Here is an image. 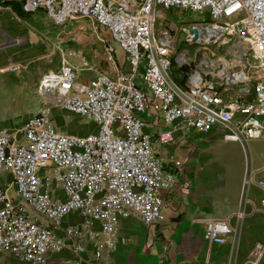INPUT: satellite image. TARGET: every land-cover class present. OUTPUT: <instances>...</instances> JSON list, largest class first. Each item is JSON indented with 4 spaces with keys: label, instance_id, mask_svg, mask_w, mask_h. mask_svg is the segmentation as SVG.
<instances>
[{
    "label": "built area",
    "instance_id": "1",
    "mask_svg": "<svg viewBox=\"0 0 264 264\" xmlns=\"http://www.w3.org/2000/svg\"><path fill=\"white\" fill-rule=\"evenodd\" d=\"M20 2L25 15L43 12L56 26L87 20L104 28L126 54L129 70L79 80L77 68L63 60L38 85V96L52 103L18 134L0 130V173L11 172L15 184L14 196L0 187V252L46 264L50 252L83 253L92 244L95 262L109 264L120 218L136 215L147 225L165 219L162 192L174 187L176 175L156 146L176 141L177 122L185 131L217 130L246 151L251 141L264 139V0ZM178 11L199 19L171 20ZM104 42L107 63L117 67L116 47ZM49 105L98 130L58 131ZM153 107L165 124L155 139L141 117ZM256 173L264 174V167ZM256 184L264 192V175ZM76 212L82 223L63 227ZM234 233L229 220L206 221L212 243L225 244ZM258 259L264 260V235Z\"/></svg>",
    "mask_w": 264,
    "mask_h": 264
},
{
    "label": "crops",
    "instance_id": "2",
    "mask_svg": "<svg viewBox=\"0 0 264 264\" xmlns=\"http://www.w3.org/2000/svg\"><path fill=\"white\" fill-rule=\"evenodd\" d=\"M67 25L76 26L77 31H84L96 39L95 53L71 47L59 49V53H62L60 58L63 57V60L77 68L79 80L92 78L103 71H110L114 75L117 69L129 70L126 54L121 48L117 50V45L105 35L103 29H95L87 20H76ZM61 31L59 35H64V38L72 33L69 30V33ZM35 39L32 38V42L37 46L38 39ZM104 41L116 47L117 67H111L107 63ZM26 47L23 46V50ZM34 49L26 51L33 53ZM16 51V48L3 49L0 50V56ZM55 52L56 47H49L47 54L39 62L33 61L30 68L25 66L19 70L0 71L2 82L15 76L13 84H0V90L6 94L11 89L22 92L24 98L18 104L21 108L26 103L30 106L41 104L39 112L47 104H51L52 102L38 96L37 89L42 77L49 71L57 70L63 61L59 59L55 67L51 65L50 59ZM75 56L79 58V62ZM120 57L123 58L121 64ZM86 62L88 66H85ZM50 106V113L58 118L54 121L58 131L74 135L87 134L90 132L83 130L86 125L93 128V132L98 130L97 125L87 119L74 126L66 125L63 122L65 114L62 108ZM33 112L28 109V114L22 117L18 109L0 104V130L7 129L18 134L21 125L28 119L27 116H33ZM69 115L73 119L77 117ZM141 117L147 123L146 130L154 139L165 128L162 115L156 107ZM78 125L81 129H77ZM180 125V122L174 125L176 141L173 144L156 146L166 170L176 175L174 187L162 192L165 219L159 224L147 225L136 215L120 218L116 231L117 243L110 253L109 264H264V260L258 261L264 235V209L261 206L264 192L256 184V180L264 174H252L264 167V139L251 141L246 151L239 143L225 141L217 130L185 131ZM258 141H262L263 145L260 148L253 147L252 143ZM0 187L9 188V194L15 195L14 176L11 172L0 173ZM251 190L255 192L253 198L250 197ZM55 195L64 197L60 190L55 191ZM239 213L244 214L240 220L237 218ZM211 219L229 220L235 228V233L227 243L220 245L206 239V221ZM81 223V216L76 212L64 219L63 227ZM94 228L100 230L101 223L95 222ZM94 250V245L90 244L83 253H77L71 248L50 252L46 255V264H99L93 258ZM0 264L32 263L15 254L0 252Z\"/></svg>",
    "mask_w": 264,
    "mask_h": 264
},
{
    "label": "rangeland",
    "instance_id": "3",
    "mask_svg": "<svg viewBox=\"0 0 264 264\" xmlns=\"http://www.w3.org/2000/svg\"><path fill=\"white\" fill-rule=\"evenodd\" d=\"M20 3V0H0V50L8 48H16L17 50L13 54L4 57L0 56V71H14L13 68L17 66L20 69H23L25 66L30 68L29 66H31L33 61L39 62L41 57L47 54L49 47L53 46L56 47V52L53 54L51 59H49L51 60V65L54 67L58 64L57 62L59 59L60 61L63 60V57L60 58L62 53H59V49L65 50L67 47H71L81 51L84 50L87 53H91V51H94L95 53L97 44L94 36H91L84 31H77L75 29L76 26H54L44 13L23 15L21 12H19V10H17V7H20L21 9ZM169 15L171 20H178L180 18L195 20L199 19L196 15L188 14L187 12L183 11H178V13L173 14L170 13ZM102 29L105 32V35L110 38V34L107 33V30L104 28H98L99 31ZM61 30H65L68 33L69 31H72V36L69 34L68 36H65V38L62 37L64 35H59ZM58 35L59 38H57ZM32 38H36L35 41L38 39L39 44L37 46L33 45ZM23 46H27V51L31 50V48L34 49L33 47H35V49L33 53H29L25 49L23 50ZM119 49L120 47L117 46V50ZM75 59L78 60L79 58L76 57ZM119 61L121 64L123 58L120 57ZM14 78L15 76L9 77L5 79L4 82L0 80V84H13ZM22 98H24V94L22 92H18L17 89H11V91L7 94L0 90V104L12 106L13 108L18 109L22 117H24L25 114H28V109H32L34 111L33 115L38 113V107L41 104L30 106V104L26 103L23 108H21V106H18V104L21 103ZM48 107L51 106L49 105ZM63 111L65 114L63 122L66 125L74 126L75 123H80L85 119L81 116H77L76 118L74 117L73 119V117L69 115L70 113L65 110ZM30 116H27V118ZM50 116L53 123L55 124L54 121H57L58 118L56 119L55 115L51 113ZM78 126L79 128L77 127V129H81L80 125ZM83 130H85V132H93V128H90L89 125L84 126ZM252 145L255 148H260L263 145V142L258 141L256 143H252ZM253 163H255V161H253ZM246 192H248V185H246ZM250 195V197H254V190L250 191Z\"/></svg>",
    "mask_w": 264,
    "mask_h": 264
},
{
    "label": "trees",
    "instance_id": "4",
    "mask_svg": "<svg viewBox=\"0 0 264 264\" xmlns=\"http://www.w3.org/2000/svg\"><path fill=\"white\" fill-rule=\"evenodd\" d=\"M17 10H19V12H21L23 15H25L22 10L20 9V7H17Z\"/></svg>",
    "mask_w": 264,
    "mask_h": 264
}]
</instances>
